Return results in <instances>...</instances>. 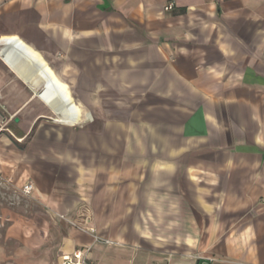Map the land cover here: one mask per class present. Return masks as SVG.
Wrapping results in <instances>:
<instances>
[{
  "label": "crops",
  "instance_id": "crops-1",
  "mask_svg": "<svg viewBox=\"0 0 264 264\" xmlns=\"http://www.w3.org/2000/svg\"><path fill=\"white\" fill-rule=\"evenodd\" d=\"M167 1L0 0V46L21 41L87 119L15 121L40 97L0 59V181L33 184L58 264L83 247L91 264H264V0ZM178 202L190 236L161 255L144 220Z\"/></svg>",
  "mask_w": 264,
  "mask_h": 264
},
{
  "label": "rangeland",
  "instance_id": "rangeland-1",
  "mask_svg": "<svg viewBox=\"0 0 264 264\" xmlns=\"http://www.w3.org/2000/svg\"><path fill=\"white\" fill-rule=\"evenodd\" d=\"M2 63L0 62L1 68L4 66ZM41 85L39 84L35 88L36 93L42 88ZM79 93L86 98L88 90L80 89ZM76 105L85 117L90 118L87 111L83 110L79 104L76 103ZM113 106L116 105L109 98L103 109L108 110L107 112L110 114L109 111H112ZM40 115L42 116L38 118ZM16 117H24L28 120L36 118L46 123H53L57 119L51 109L37 96ZM86 122L87 119H84L78 124L81 125ZM8 123L12 127L15 126L12 119ZM175 205L177 207L174 212L175 216L172 214L161 218L150 216L144 220L146 227L151 228L153 225V228L160 232L159 235L154 234V236H160L161 255L182 252L183 250L177 249L176 245L179 248V245H183L182 241L190 236L189 233H185L184 223L186 221L182 217V211L178 210L179 202ZM47 225H53V221L43 213L41 206L30 194H24L20 186L0 181V264H58L57 254L53 249L51 230L47 233H44L43 230L47 228ZM151 236L149 234L148 240H144L145 243L148 242V246L151 244ZM191 236L196 235L191 233Z\"/></svg>",
  "mask_w": 264,
  "mask_h": 264
},
{
  "label": "bare ground",
  "instance_id": "bare-ground-1",
  "mask_svg": "<svg viewBox=\"0 0 264 264\" xmlns=\"http://www.w3.org/2000/svg\"><path fill=\"white\" fill-rule=\"evenodd\" d=\"M0 59L23 81L33 87L42 84L37 91L40 99L51 109L58 122L78 124L83 122L66 88L38 56L32 53L14 36L2 37Z\"/></svg>",
  "mask_w": 264,
  "mask_h": 264
},
{
  "label": "built area",
  "instance_id": "built-area-1",
  "mask_svg": "<svg viewBox=\"0 0 264 264\" xmlns=\"http://www.w3.org/2000/svg\"><path fill=\"white\" fill-rule=\"evenodd\" d=\"M174 6H175L174 1L169 0L164 3L163 10L169 12L174 8ZM2 180L9 183V181L6 179H2ZM32 190H33V184L31 182H26L21 186V191L24 194H30ZM87 253H88L87 247L76 249L71 254L62 255L60 258V264H91V262L88 259ZM198 264H205V262H201Z\"/></svg>",
  "mask_w": 264,
  "mask_h": 264
},
{
  "label": "water",
  "instance_id": "water-1",
  "mask_svg": "<svg viewBox=\"0 0 264 264\" xmlns=\"http://www.w3.org/2000/svg\"><path fill=\"white\" fill-rule=\"evenodd\" d=\"M36 94H37V93H36ZM14 120H15V121H17V120H18V118H17V117H15V118H14Z\"/></svg>",
  "mask_w": 264,
  "mask_h": 264
}]
</instances>
